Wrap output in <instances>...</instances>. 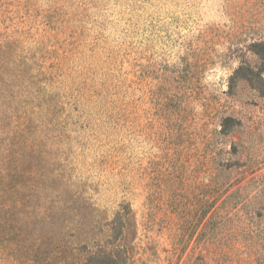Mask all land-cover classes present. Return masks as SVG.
<instances>
[{
  "label": "rangeland",
  "instance_id": "rangeland-1",
  "mask_svg": "<svg viewBox=\"0 0 264 264\" xmlns=\"http://www.w3.org/2000/svg\"><path fill=\"white\" fill-rule=\"evenodd\" d=\"M58 201L128 208L135 264H264V0H0V264Z\"/></svg>",
  "mask_w": 264,
  "mask_h": 264
},
{
  "label": "trees",
  "instance_id": "trees-1",
  "mask_svg": "<svg viewBox=\"0 0 264 264\" xmlns=\"http://www.w3.org/2000/svg\"><path fill=\"white\" fill-rule=\"evenodd\" d=\"M11 191L17 193L18 188ZM22 201L12 200L13 207L20 209ZM77 210L60 228L55 223L66 213L61 201L44 202L34 213L41 230L27 245L30 255H38L41 264H135L134 223L128 208L117 211L111 220L98 219L97 208L88 201ZM29 215L26 211L20 215L26 224ZM196 259L198 264H209L203 257Z\"/></svg>",
  "mask_w": 264,
  "mask_h": 264
}]
</instances>
